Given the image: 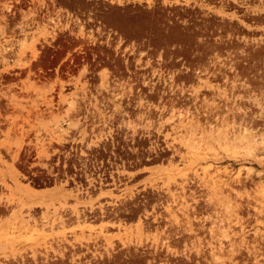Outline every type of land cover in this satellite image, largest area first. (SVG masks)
Segmentation results:
<instances>
[{
  "label": "rangeland",
  "instance_id": "obj_1",
  "mask_svg": "<svg viewBox=\"0 0 264 264\" xmlns=\"http://www.w3.org/2000/svg\"><path fill=\"white\" fill-rule=\"evenodd\" d=\"M223 1L36 2L18 17L35 33L0 39V115L50 118L41 125L54 134L81 117L119 118L87 125L158 154L139 164H160L149 201L125 204L148 218L101 236L98 260L264 264V0Z\"/></svg>",
  "mask_w": 264,
  "mask_h": 264
},
{
  "label": "flooded vegetation",
  "instance_id": "obj_2",
  "mask_svg": "<svg viewBox=\"0 0 264 264\" xmlns=\"http://www.w3.org/2000/svg\"><path fill=\"white\" fill-rule=\"evenodd\" d=\"M36 2L102 7L95 0H0L3 42L35 33L34 20L25 29L18 17L19 7L32 9ZM49 119L0 115V234L14 227L13 245L0 255L7 261L0 264H113L95 255L107 248L101 236L124 233L134 216L148 218L125 204L149 201L144 183L160 164H139L158 154L133 149L130 138L112 133V126L87 125L119 118H77L80 125L67 134L62 130L69 127L54 134L41 125Z\"/></svg>",
  "mask_w": 264,
  "mask_h": 264
},
{
  "label": "built area",
  "instance_id": "obj_3",
  "mask_svg": "<svg viewBox=\"0 0 264 264\" xmlns=\"http://www.w3.org/2000/svg\"><path fill=\"white\" fill-rule=\"evenodd\" d=\"M96 1L98 2V1H101V0H96ZM110 1L121 3L123 5H125V4H133L134 6L146 5V4H157V3L163 2V0H110Z\"/></svg>",
  "mask_w": 264,
  "mask_h": 264
}]
</instances>
